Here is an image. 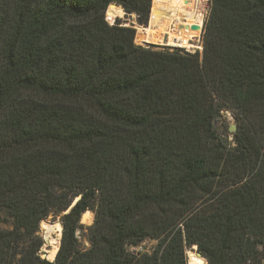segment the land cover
Returning a JSON list of instances; mask_svg holds the SVG:
<instances>
[{
  "label": "trees",
  "instance_id": "obj_1",
  "mask_svg": "<svg viewBox=\"0 0 264 264\" xmlns=\"http://www.w3.org/2000/svg\"><path fill=\"white\" fill-rule=\"evenodd\" d=\"M114 3L148 24L152 0H0V264H264V0H209L194 54L135 44Z\"/></svg>",
  "mask_w": 264,
  "mask_h": 264
},
{
  "label": "rangeland",
  "instance_id": "obj_2",
  "mask_svg": "<svg viewBox=\"0 0 264 264\" xmlns=\"http://www.w3.org/2000/svg\"><path fill=\"white\" fill-rule=\"evenodd\" d=\"M152 4H153V0H152ZM209 0H198L197 2V12H198V18H199V22H201V28H200V33L198 35V37H196L192 42L193 44L196 46L194 48H192V50H188V48H183V47H178V46H172V45H166V44H157V43H138L137 42V32L139 31L140 33V26H147L149 24L150 21V17H149V21L147 25H143L140 24L138 22V16L136 13H127V11L125 10L126 14L124 13V11H121L119 8H116L113 6V4L107 9V12H105V20L107 21L108 24L110 25H119V26H126V27H131L135 29L136 35H135V39L134 42L137 45H141L145 48H153L155 50H170V51H174V50H179L183 53H196L197 51L202 52V48H203V29H204V23L207 19V16L209 14ZM123 7V6H122ZM124 8V7H123ZM152 8V7H151ZM151 14V13H150ZM181 22V23H186L187 20L183 19V16H180L179 19L175 20L173 22V24L171 25L172 28H175V23L176 22ZM186 21V22H185ZM180 23V24H181ZM138 29V30H137ZM138 33V34H139ZM198 45V46H197ZM215 127L218 131V133L226 138L228 140V142H230V145L234 146V133L237 130V121L236 118L234 116V113L232 112V110H223L221 112L220 117L217 119ZM231 127H236V130H231ZM91 212H85L83 214V218H81V224L83 225L82 227H80L77 230V237L79 240V247L81 249H88L90 247V241H89V229L88 227L90 225H92L94 223L95 220V211L91 210ZM62 214L63 213H59V214H50L45 220H43L40 223L39 226V231H38V235L39 237L42 239L43 241V245L41 248V255L44 258V251L45 250H49L52 248L51 245V239L48 238L45 234V225L46 224H52L55 221H60L62 226ZM4 226H10L8 224H4ZM62 234V233H61ZM55 237V235H54ZM61 240V235L59 237V242ZM158 244V240L155 239H146L145 241H143L141 244L137 245V246H130L129 250L130 251H134V252H152L155 247ZM195 247V245H194ZM189 250H193V248H188L186 250L187 253V264L188 263V251ZM196 254V250H193ZM58 252V251H57ZM198 255V254H197ZM200 256V255H198ZM202 257V256H201ZM48 258L50 259L49 255ZM204 264H208V260H205Z\"/></svg>",
  "mask_w": 264,
  "mask_h": 264
},
{
  "label": "bare ground",
  "instance_id": "obj_3",
  "mask_svg": "<svg viewBox=\"0 0 264 264\" xmlns=\"http://www.w3.org/2000/svg\"><path fill=\"white\" fill-rule=\"evenodd\" d=\"M197 2L198 0H153L149 24L145 27L140 26L137 42L166 44L192 50L196 47L192 41L198 37L201 28L196 10ZM113 6L120 9L116 3ZM124 13L126 14L125 11ZM180 16H183L187 22L177 21L175 28H172L171 25ZM61 233L62 224L60 221L45 225V234L51 239L52 248L49 251L51 260L54 259L59 249ZM188 256L189 264L205 263V258L198 256L193 250L188 251Z\"/></svg>",
  "mask_w": 264,
  "mask_h": 264
},
{
  "label": "water",
  "instance_id": "obj_4",
  "mask_svg": "<svg viewBox=\"0 0 264 264\" xmlns=\"http://www.w3.org/2000/svg\"><path fill=\"white\" fill-rule=\"evenodd\" d=\"M193 28H195V26H193ZM202 50H203V48H202ZM230 129L234 131V130H236V127H234V128H233V127H231ZM74 204H75V203H73V204H72V206H73ZM72 206H71V207H72ZM71 207H70V208H71ZM70 208L68 209V211L70 210ZM68 211H66V212H68ZM62 235H63V226H62V234H61V239H62ZM60 246H61V240H60L59 249H60ZM192 248H193V250H196V252H197V254H198V255H200V256H202V257H204V256L202 255V253L198 251V246H197V245H195V247H194V246H192ZM59 249H58V251H59ZM44 255H45V257H44V258H47V259H49V258H48V255H49V250H45V251H44ZM56 255H57V253H56ZM56 255H55L54 259H52V260H51V259H49V260H51V261H54V260H55V258H56ZM204 258H205V257H204ZM205 260H206V258H205Z\"/></svg>",
  "mask_w": 264,
  "mask_h": 264
}]
</instances>
